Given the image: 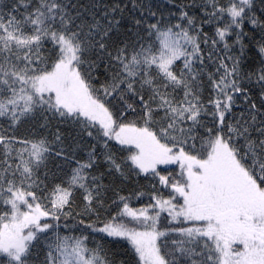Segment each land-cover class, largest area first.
<instances>
[{
	"label": "snow or ice",
	"instance_id": "1",
	"mask_svg": "<svg viewBox=\"0 0 264 264\" xmlns=\"http://www.w3.org/2000/svg\"><path fill=\"white\" fill-rule=\"evenodd\" d=\"M5 7L0 264H264V0Z\"/></svg>",
	"mask_w": 264,
	"mask_h": 264
},
{
	"label": "trees",
	"instance_id": "2",
	"mask_svg": "<svg viewBox=\"0 0 264 264\" xmlns=\"http://www.w3.org/2000/svg\"><path fill=\"white\" fill-rule=\"evenodd\" d=\"M15 2V0H4V4L7 5V7L4 8V11H7L8 8L11 7V5ZM106 3H111L112 0H105ZM187 2V0H185ZM80 3L87 5L89 3V0H80ZM23 11V9H21ZM205 31H208L211 34L210 28H205ZM248 56L250 59H252L254 62L258 63V57L256 55L255 50H252L248 53ZM258 102V101H257ZM62 130L66 133L70 131V129H67L64 126H61ZM32 128H30L29 125L25 124L21 126L17 132V135H30L32 132ZM38 132H44L43 129H37ZM80 156H84V152L79 153ZM55 163V162H53ZM104 169H101L103 171ZM104 183L106 185H111V189H114L115 191H119L121 195H129L132 192L136 190H143L145 192L148 191V186L150 185V181L145 179L144 177H136V176H130L129 179L125 180L123 177H120L118 174L108 176L106 175L104 177ZM116 197L113 194V190H109L107 193V199H106V206L107 204H111V201L115 199ZM149 202V198L147 195L141 197L140 199H136L133 197L131 204L133 207H141L144 206ZM77 203H79V196H77ZM109 212L115 213V207L109 208ZM69 223H72V221H69ZM77 235H79V232H76ZM100 239V234H96V240ZM105 245L107 248L109 255L115 260L116 264H120L121 261H127L129 257L131 256V249L128 245L126 240H122L119 238H106L104 240L100 241ZM89 246H93V242L90 238ZM40 259H43V254H40ZM37 264L39 262L37 261Z\"/></svg>",
	"mask_w": 264,
	"mask_h": 264
}]
</instances>
